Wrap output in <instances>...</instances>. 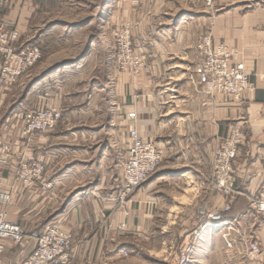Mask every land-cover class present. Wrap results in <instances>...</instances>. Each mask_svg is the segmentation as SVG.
Returning <instances> with one entry per match:
<instances>
[{"label": "crops", "instance_id": "0c3cea01", "mask_svg": "<svg viewBox=\"0 0 264 264\" xmlns=\"http://www.w3.org/2000/svg\"><path fill=\"white\" fill-rule=\"evenodd\" d=\"M93 1L100 2L94 13ZM189 1L198 0H0V24L20 34L17 50L37 45L43 53L37 75L0 88V190L11 194L0 214L27 236L25 245L3 242L0 264H23L50 226L73 234L71 264H142L133 254L152 247L158 219H165L170 242L173 226L180 237L198 227L199 206L221 204L213 156L237 123L245 134L233 162L239 194L224 226L240 228L245 244L226 251L217 247V225L200 228L194 261L215 256V264H264V215L249 204L264 181V0H214L216 14ZM128 21L147 65L137 78L114 73L112 32ZM208 33L236 49L231 63H243L251 75L254 89L240 102L208 96L191 80L200 61L197 41ZM94 65L98 73L86 77ZM47 107H62L63 120L56 131L28 141L26 113ZM132 125L165 156L123 208L113 199ZM34 161L46 169L28 188L17 176L23 163ZM251 243L260 248L258 260L248 254ZM223 252L229 259L217 261Z\"/></svg>", "mask_w": 264, "mask_h": 264}, {"label": "built area", "instance_id": "2783aa9c", "mask_svg": "<svg viewBox=\"0 0 264 264\" xmlns=\"http://www.w3.org/2000/svg\"><path fill=\"white\" fill-rule=\"evenodd\" d=\"M207 7L214 9V0H207ZM115 43L116 70L119 74H128L140 77L147 68L143 54L135 46L133 40V25L125 23L115 28L112 32ZM20 40L17 30H10L0 24V57L2 67L0 70V88H12L21 77L35 67L43 58L39 46H27L18 51L16 48ZM197 51L200 61L191 70V80L202 87L208 96L221 95L233 102H240L244 94L253 90L251 75L246 71L245 65H233L231 62L239 53L236 49L229 48L226 44L216 42L211 33L204 34L197 41ZM63 120V111L57 107H47L31 110L26 113L22 136L31 141L36 136L48 135L56 131ZM245 138L244 125L235 124L227 136L215 149L212 171L213 190L222 200L223 211L207 206L202 209L201 229L208 226L225 224L224 213L231 211L232 203L239 194L233 172V162L237 158L238 150ZM127 155L120 174L118 193L114 202L125 207L135 192L142 187L154 174L163 162L165 151L157 144L146 141L138 129L131 126L129 130ZM45 165L41 162L23 163L19 169L17 180L25 187H32L37 181L43 180ZM261 171L264 176V156ZM11 200V194L0 190V204L6 205ZM250 211L254 214L264 215V181L258 190L249 198ZM129 216V213H126ZM227 230H232L227 224ZM121 228H125L122 224ZM200 231L194 233L192 239H199ZM226 237V236H225ZM226 239V238H225ZM17 245H25L27 236L24 228L14 222L8 221L6 214H0V255L5 252L4 241ZM74 248V236L57 226L48 227L38 238L33 253L23 264H71V252ZM195 248L187 244L181 250L183 264H189V259L194 254ZM129 256L128 252L123 253ZM248 254L252 260H258L261 255L257 244L251 243Z\"/></svg>", "mask_w": 264, "mask_h": 264}, {"label": "rangeland", "instance_id": "374dc122", "mask_svg": "<svg viewBox=\"0 0 264 264\" xmlns=\"http://www.w3.org/2000/svg\"><path fill=\"white\" fill-rule=\"evenodd\" d=\"M188 3H189V6H192L195 3L197 5V7H199V10H201V11L203 10L205 13H210V14L211 13H215L216 14L218 11H220V8L218 6H216V5L214 6L213 10L209 9L207 7V0H198L196 2L189 1ZM91 4H92L91 6H92V9H93L92 11L94 13V12L97 11V9H98V7L100 5V2L93 1V2H91ZM126 23L132 24L129 21L126 22ZM117 27H115V28H117ZM133 30H134V25H133ZM69 51H71V50H69ZM67 52H68V50L63 52V54H64L63 56H66ZM41 61L35 67H33L31 70H29L26 74H24L22 77L26 78L27 76H30V75L34 77L35 75H37L40 72L39 68L41 67L40 66L41 65L40 64ZM61 67H63V66L62 65L58 66V68H61ZM98 71H99V66L94 65L93 67L89 68L88 73L86 74V77L90 76V74L98 73ZM115 72L117 73V70H116V59H115V43H114V73ZM126 75H128V74H126ZM24 80L27 81L26 79H23V81ZM15 86H13V87H15ZM2 88H4V87H2ZM58 108H62V107H58ZM127 145H128V143L126 144V146ZM112 146H113L112 147L113 149H111V151L115 152L114 154H116L117 152H118V154L119 153L121 154V152H119V150L115 149V148H117L115 146V144H112ZM126 146H124L125 149H122L123 150V155L121 154L122 156L120 157L122 159V161H121L122 164L125 162L126 155H127ZM121 148H122V146H121ZM120 172H121V168H119V176H118L119 177V181H118L119 184H120V179H121ZM61 195L64 196L65 194H60V196ZM215 196L219 197L221 199V204L218 205V206H215V212L216 211H223L224 205H223V200H222L221 196L218 193H216V192H215ZM204 206L205 205L202 204L197 209V213H196V219L197 220L196 221L198 223V227L195 230H193V231L187 232L183 237H180L179 232H178L179 231L178 230L179 226H173V232L171 233L172 241H170V242H168V240H167V239H169L168 237L170 236V234L164 235V233H163V230L166 227V225L164 223L165 219L164 218L158 219V222H156V227H155V230H154V231H156L155 234H154L155 238H153L152 241H151V242H153V240H154L152 247H150L149 250L147 249V250H144V251H140L141 249L139 251L135 250L133 255H136L137 257H141V259H143V263L142 264H183L181 250L184 248V246L187 245V244H192V246L195 248L193 253H195V251L197 249L198 242L200 240V235L201 234L199 235V239L197 241L192 239V237H193L194 233H196L201 228V224H202V222H201L202 221L201 212H202V209L204 208ZM211 210L212 209H207V211H209V212ZM225 214L226 213H224L223 216H225ZM227 227L228 226H224V224H221V225L218 224L215 227V235L221 237L220 246L217 244L218 245L217 247L218 248H224L226 251L230 250L231 248H233L232 245H237L238 246L242 242V237L240 236V234L242 233L241 229L240 228L239 229L235 228L234 226H229V227L232 228V230L229 231V234L227 235V233H228ZM224 228H226L225 231H224ZM242 243L245 244L244 242H242ZM249 245H247V247H249ZM237 246H236V248H238ZM231 254H234V253H231ZM123 256L125 258H127V257L131 256V254L129 253V256H125L123 254ZM228 259H229V257L227 256V254H224V252L221 253L218 258H216L217 261L218 260L219 261L222 260V261H226V262H227ZM189 261H190L189 264H215V256L207 259L206 262H204L205 260H203V259L202 260L199 259L195 263L194 254H192L190 256Z\"/></svg>", "mask_w": 264, "mask_h": 264}, {"label": "bare ground", "instance_id": "6f19581e", "mask_svg": "<svg viewBox=\"0 0 264 264\" xmlns=\"http://www.w3.org/2000/svg\"><path fill=\"white\" fill-rule=\"evenodd\" d=\"M224 229H226V228H224Z\"/></svg>", "mask_w": 264, "mask_h": 264}]
</instances>
